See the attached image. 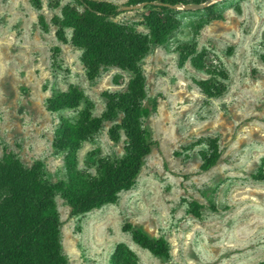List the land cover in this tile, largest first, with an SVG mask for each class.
Here are the masks:
<instances>
[{
	"label": "rangeland",
	"instance_id": "374dc122",
	"mask_svg": "<svg viewBox=\"0 0 264 264\" xmlns=\"http://www.w3.org/2000/svg\"><path fill=\"white\" fill-rule=\"evenodd\" d=\"M123 10L115 20L147 34L150 8L123 9L129 0H109ZM73 0H0V159L15 153L27 166L44 163L48 179L66 178V151L53 145L60 117H77L83 108L48 110L55 89L75 84L96 105L106 107L104 91H125L131 73L103 69L90 80L81 50L59 41L54 15ZM174 9L181 20L167 42L154 45L141 63L149 97L157 112L145 121L158 141L132 188L117 203L81 215L60 194L63 251L70 264H111L118 243H126L137 264H258L264 261V0H210ZM134 5V4H130ZM198 5L197 8L191 6ZM173 9V8H172ZM44 14L49 30L39 22ZM71 37V29H66ZM60 49L57 50L56 48ZM207 51L210 66L224 69L226 91L209 97L197 85L209 75L182 54ZM120 120H118L119 122ZM103 128L82 143L78 167L95 172L102 157H121L126 136L112 141ZM218 140L221 156L208 169L209 139ZM197 211L199 213H197ZM126 222L164 237L169 258L138 246Z\"/></svg>",
	"mask_w": 264,
	"mask_h": 264
},
{
	"label": "trees",
	"instance_id": "16d2710c",
	"mask_svg": "<svg viewBox=\"0 0 264 264\" xmlns=\"http://www.w3.org/2000/svg\"><path fill=\"white\" fill-rule=\"evenodd\" d=\"M30 1L34 7L42 9L43 0ZM73 1L62 7L60 15L52 17L57 39L81 50L80 60L90 80L109 67L128 71L131 77L125 91L103 92L106 107L101 114H96L95 103L75 84H70L66 90L55 89L47 98V108L52 112L84 105L77 117H60L53 140L56 150L67 152L66 178L51 181L42 161L27 166L15 153H4L0 159V264H70L63 251V222L57 196L60 194L67 200L72 215H81L105 204L117 203L121 192L134 186L146 158L159 144L145 124L148 117L157 112L158 100L147 94L141 63L154 45L166 43L181 25L174 9L156 2L202 4L210 0H129L127 5L146 3L144 7L150 8L144 16V24L149 29L147 34L133 25L116 21L123 10L113 1ZM213 5L205 9L211 11ZM39 22L47 32L44 14L39 15ZM66 29L72 31L70 38ZM192 54H182L181 63L189 59L197 70L209 75L208 79L197 81L200 89L209 97L223 94L228 73L208 64L206 50ZM107 121L114 122L109 128L112 141L118 142L124 131V155L102 157L95 172L80 169L78 152L82 143L98 133ZM209 146L210 154L202 170L214 167L221 156L216 138L209 139ZM123 230L129 232L141 248L161 258L170 257V244L164 237L152 236L130 222L124 224ZM110 262L137 264L138 257L126 243L120 242Z\"/></svg>",
	"mask_w": 264,
	"mask_h": 264
},
{
	"label": "water",
	"instance_id": "95a60500",
	"mask_svg": "<svg viewBox=\"0 0 264 264\" xmlns=\"http://www.w3.org/2000/svg\"><path fill=\"white\" fill-rule=\"evenodd\" d=\"M156 4L162 5V6H167V7L173 8V9H179V8L185 7V5L184 4H181V3L171 4V3H165V2H156ZM145 5H146V3L134 4V5H124L123 6V9H125V10H133V9H137L139 7L145 6ZM209 5H211L210 2H205L202 6L203 7H207ZM191 7L197 8L198 5H193Z\"/></svg>",
	"mask_w": 264,
	"mask_h": 264
}]
</instances>
